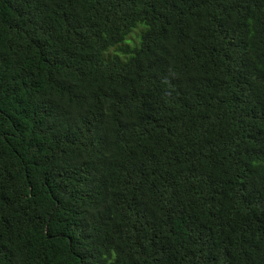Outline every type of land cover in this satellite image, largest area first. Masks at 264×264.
<instances>
[{
	"label": "trees",
	"instance_id": "1",
	"mask_svg": "<svg viewBox=\"0 0 264 264\" xmlns=\"http://www.w3.org/2000/svg\"><path fill=\"white\" fill-rule=\"evenodd\" d=\"M0 264H264V0H0Z\"/></svg>",
	"mask_w": 264,
	"mask_h": 264
},
{
	"label": "rangeland",
	"instance_id": "2",
	"mask_svg": "<svg viewBox=\"0 0 264 264\" xmlns=\"http://www.w3.org/2000/svg\"><path fill=\"white\" fill-rule=\"evenodd\" d=\"M138 34H139V29H135L131 34L130 36L127 38V40L125 41L126 44L128 47H132L133 44H135L137 42V37H138ZM118 54V51L116 49H113V50H110L108 52V54L110 56H112L113 54Z\"/></svg>",
	"mask_w": 264,
	"mask_h": 264
},
{
	"label": "water",
	"instance_id": "3",
	"mask_svg": "<svg viewBox=\"0 0 264 264\" xmlns=\"http://www.w3.org/2000/svg\"><path fill=\"white\" fill-rule=\"evenodd\" d=\"M44 231H46V229H44Z\"/></svg>",
	"mask_w": 264,
	"mask_h": 264
}]
</instances>
